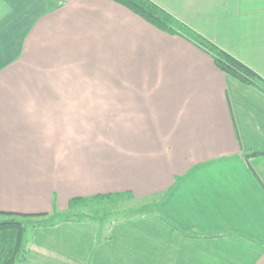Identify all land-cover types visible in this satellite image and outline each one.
Segmentation results:
<instances>
[{
    "label": "crops",
    "instance_id": "crops-1",
    "mask_svg": "<svg viewBox=\"0 0 264 264\" xmlns=\"http://www.w3.org/2000/svg\"><path fill=\"white\" fill-rule=\"evenodd\" d=\"M264 81V0H150ZM24 264H264V89L111 0H0V213Z\"/></svg>",
    "mask_w": 264,
    "mask_h": 264
},
{
    "label": "trees",
    "instance_id": "trees-1",
    "mask_svg": "<svg viewBox=\"0 0 264 264\" xmlns=\"http://www.w3.org/2000/svg\"><path fill=\"white\" fill-rule=\"evenodd\" d=\"M169 35L181 36L206 52L214 61L216 67L226 75L238 81L258 86L264 89V81L250 68L226 53L212 42L196 33L193 29L179 22L169 13L150 0H111ZM75 203V201L73 202ZM72 203V205H73ZM40 216H45L40 214ZM0 217V264H24L28 258L27 233L29 229L51 227L54 224L23 223L24 218L34 215H23L12 212H2ZM23 218V219H22Z\"/></svg>",
    "mask_w": 264,
    "mask_h": 264
},
{
    "label": "rangeland",
    "instance_id": "rangeland-1",
    "mask_svg": "<svg viewBox=\"0 0 264 264\" xmlns=\"http://www.w3.org/2000/svg\"><path fill=\"white\" fill-rule=\"evenodd\" d=\"M74 202V201H73ZM72 202V203H73ZM70 205V208L66 211H60L54 209L51 214L44 213L40 216V214H23V215H34L32 218H24L21 220L23 223L26 221H32L33 223H46V224H59L62 222H78V221H87V220H100L106 225L111 224L112 222H116L117 220H121L124 216L127 215L129 208L131 206H137L129 200L124 199H116L109 200L98 203H86L81 204L77 201ZM20 214V213H19ZM23 219V218H22ZM4 220V217H0V221ZM40 228V227H39ZM35 229V228H33ZM32 228L28 230L26 239L29 240L32 233Z\"/></svg>",
    "mask_w": 264,
    "mask_h": 264
}]
</instances>
